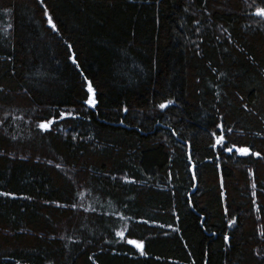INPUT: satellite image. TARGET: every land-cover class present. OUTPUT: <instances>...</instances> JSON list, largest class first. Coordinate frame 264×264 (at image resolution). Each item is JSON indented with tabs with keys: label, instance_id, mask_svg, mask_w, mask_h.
<instances>
[{
	"label": "trees",
	"instance_id": "16d2710c",
	"mask_svg": "<svg viewBox=\"0 0 264 264\" xmlns=\"http://www.w3.org/2000/svg\"><path fill=\"white\" fill-rule=\"evenodd\" d=\"M259 8L0 0V264H264Z\"/></svg>",
	"mask_w": 264,
	"mask_h": 264
},
{
	"label": "snow or ice",
	"instance_id": "6c2138e0",
	"mask_svg": "<svg viewBox=\"0 0 264 264\" xmlns=\"http://www.w3.org/2000/svg\"><path fill=\"white\" fill-rule=\"evenodd\" d=\"M255 14L258 15V16H260V17H262V18H264V8L257 9V11H256ZM45 15H47V12H45ZM48 22H49V25L51 27H53V30L55 31V26L52 24V20L49 19ZM69 50L71 51V49H69ZM70 59H72V63L73 64L76 63V60L75 59H73L72 57H70ZM87 92H88V96H87V98L85 100H83V104L87 105L88 107H93L96 104V100L94 99V96H93L94 90H93L90 82H89V85H88V88H87ZM168 103H171V101H169ZM159 107L161 109H163V108L166 107V104L162 103V104L159 105ZM59 115H60V118H65L66 116H71L72 113H67L66 114L64 112H61ZM52 123H53V121L52 120H49L47 122L40 123L38 125V127L41 130H46L49 127V125L52 124ZM218 145L219 146H224V141H223V138L222 137L217 138L216 139V143L213 144L212 147L215 148ZM224 150L225 151H228V152H232L233 151L232 148H228V147H224ZM235 151L238 152L241 155H248L249 154V149L246 148V147L236 148ZM252 155L253 156H256V155H259V154L258 153H252ZM4 195H7V194L5 193ZM122 235H123L122 233H119V232L117 233V236H122ZM225 239L227 240L228 238L225 237ZM128 243L134 245L138 250H141V255L144 254L143 251H142V249H143V244L142 243H137L134 240H129Z\"/></svg>",
	"mask_w": 264,
	"mask_h": 264
},
{
	"label": "water",
	"instance_id": "95a60500",
	"mask_svg": "<svg viewBox=\"0 0 264 264\" xmlns=\"http://www.w3.org/2000/svg\"><path fill=\"white\" fill-rule=\"evenodd\" d=\"M167 106V105H166ZM164 109V108H163Z\"/></svg>",
	"mask_w": 264,
	"mask_h": 264
}]
</instances>
